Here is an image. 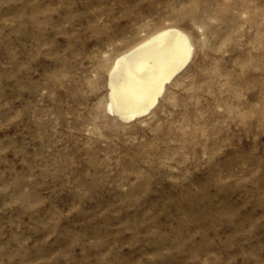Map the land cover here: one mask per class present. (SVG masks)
<instances>
[{
	"label": "rangeland",
	"instance_id": "obj_1",
	"mask_svg": "<svg viewBox=\"0 0 264 264\" xmlns=\"http://www.w3.org/2000/svg\"><path fill=\"white\" fill-rule=\"evenodd\" d=\"M166 27L192 59L119 120ZM0 264H264V0H0Z\"/></svg>",
	"mask_w": 264,
	"mask_h": 264
},
{
	"label": "bare ground",
	"instance_id": "obj_2",
	"mask_svg": "<svg viewBox=\"0 0 264 264\" xmlns=\"http://www.w3.org/2000/svg\"><path fill=\"white\" fill-rule=\"evenodd\" d=\"M193 53L186 32L166 27L119 55L109 77V113L128 123L150 114Z\"/></svg>",
	"mask_w": 264,
	"mask_h": 264
}]
</instances>
